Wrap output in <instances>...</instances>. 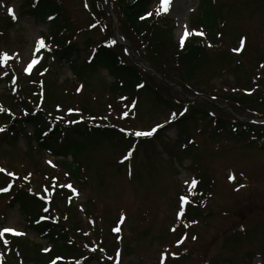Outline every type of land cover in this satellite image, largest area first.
I'll return each instance as SVG.
<instances>
[{"label":"rangeland","instance_id":"rangeland-1","mask_svg":"<svg viewBox=\"0 0 264 264\" xmlns=\"http://www.w3.org/2000/svg\"><path fill=\"white\" fill-rule=\"evenodd\" d=\"M51 1L61 13L64 12L69 24V27L65 26L67 31L58 34L59 45L53 41L57 32L53 24L56 16L51 13L31 14V10L37 8L32 6L39 0H3L0 5V53H7L10 57L0 63V109H3L0 112L7 111L9 92L15 93L22 88L21 93L26 97L24 100L29 101L30 109L43 107L46 115L76 125L79 129L89 121L87 114L96 115L99 111L108 112L105 117L126 133L135 135L138 131L147 132L153 128L156 131L149 142L139 143L132 153L124 142L99 138L92 143L87 140L88 137L76 135L71 139L76 144L75 150L51 143L45 150L37 147L30 124H23L17 133L8 132L9 120L0 119V129H3V132L0 131V168L5 170L0 172V188L7 180L1 175L14 177L17 174L15 178L19 177L14 179L16 184L29 185L32 194L46 198L48 191L40 187V183L46 182L45 174L32 172L30 177L27 176L32 170L36 172L34 167L52 172L60 188L71 192L65 187L68 182L76 190L75 194L70 193L72 222L81 229L69 234L73 235L80 250L86 248L83 238L91 241L93 249H99L100 232L109 231V223L118 217L117 221H121L119 233L123 237L115 246L120 247L125 238L123 244L128 248L125 254H116L120 256L117 264H264V141L246 146L243 137L217 134L212 131L215 127L204 121L187 122L181 133L179 124L172 119L182 98L187 96L191 99L194 92L200 94V89L206 88L210 94L216 90L243 94L234 74L217 72L219 57L212 56L216 49L227 48L229 52L232 49L230 53L235 55L232 62L246 53L253 55V63L261 62L260 70L263 71L264 0H170L167 12L157 16L161 19L160 24L170 28L167 30H170L173 41L180 42L185 29L191 33L190 27L206 33L204 38L197 36L205 44L206 52L212 54L209 74L200 80V86L190 84V94L172 79V75L168 79L132 50L129 42L117 31L114 6L109 0L101 1L104 7L110 9L107 22L111 37L118 47L126 49V58L131 60L128 65L132 64L136 70L154 77L152 86L158 88L166 103H172L168 109L157 103L146 89H136V83L135 88L133 85L134 101L119 100L117 103L128 91L124 87L117 90L118 83L111 71L98 66L90 58L104 38L101 32L105 21L101 19L99 25L94 26L92 21L97 20L91 15L86 0ZM160 3L161 0H153L149 11L156 14ZM8 8L13 9L15 19ZM209 22L213 27L210 28ZM191 36L188 35L185 41ZM40 40H43L44 47H40ZM242 40L247 42L242 53L234 54V49L242 48ZM69 45L72 46L70 59L59 57L58 51ZM250 46H260L261 51L257 52L260 55L251 52ZM34 60L36 63L28 69ZM91 60L94 64L90 63ZM251 62L249 58H242L241 63L246 67ZM261 78L264 81L262 72ZM77 96L82 97L76 100ZM76 101L83 102L89 111L83 113ZM223 104L219 103V107ZM226 107L223 111L232 113ZM248 108L243 106L241 109L245 112L241 115L249 117L247 110L256 113L253 115L264 114V104H250ZM19 112L23 114L20 110L15 113ZM125 113L128 114L125 116ZM96 122L101 120L96 118ZM51 123H48L50 128ZM67 130L66 135H69L71 131ZM73 160L82 165L76 176L78 178L71 174ZM8 172L13 176H8ZM230 176L234 179L230 180ZM192 181L207 182L208 198L203 203L208 205V212L205 210L206 216L202 215L191 231L188 230L189 237L177 239L185 228V218H181L184 203L188 206L196 203L197 184L193 185ZM8 183L12 185L8 193L0 195V229L13 228L24 233L21 236L8 234L16 238L14 241L24 240V245L28 247L17 246L21 254L13 252L18 257L10 255L8 263L45 264L49 256L55 254L56 248L47 237L31 227L32 220L40 215L27 217L18 204H10L15 186L10 178ZM57 203V213L52 210L49 215L57 217L59 224L68 226L62 214L67 207L66 202L58 200ZM111 232L116 233L115 228ZM109 239L115 242L112 234ZM1 252L6 253L3 249ZM37 252L50 254L36 263L33 256ZM185 252L190 255L179 256ZM113 254H107L105 250L101 252L102 257L111 262ZM83 255L86 256L82 259L85 264H96L93 258L88 257L89 253ZM53 260L56 264L63 261L60 255Z\"/></svg>","mask_w":264,"mask_h":264},{"label":"trees","instance_id":"trees-1","mask_svg":"<svg viewBox=\"0 0 264 264\" xmlns=\"http://www.w3.org/2000/svg\"><path fill=\"white\" fill-rule=\"evenodd\" d=\"M101 1L102 0L85 1L86 3H89L91 15L94 19L97 20V22L92 21V23H95L94 26H96L97 24L99 25L101 19L105 21L104 28L101 32L102 37L104 38L101 40V42H99L93 54L91 55L92 60L95 64L108 68L111 71L112 75H114L115 82L118 83L117 85L115 83L117 90H121L124 87V90L128 91L124 94V96L120 95L121 98L117 100V103L119 102V100L127 101L128 103H132L134 101L135 95H133V85L134 83H136V89H146L148 91V94H152L154 96V99L157 103H162L163 107H167V109L171 108L172 103L168 101L166 103V100H164V98L158 93V88L152 86L151 81H153L154 77L151 74L142 73L136 70V68L132 64L128 65V62H130L131 60H128L126 58V53H124V50L112 43L110 25L107 22V13ZM109 1L115 9L113 12L118 22L117 31L122 35L124 39L129 42L132 50L139 53L143 61L150 63L156 69L160 70L161 73L168 79L169 76L172 75V79L179 82L186 93H192L190 84L193 83L197 87L200 86V80H204L209 74L208 70L210 69L211 62L210 56L212 55L211 53L206 52L205 45L201 39L192 38L187 41L183 47L176 43L175 40L173 41V37L169 32L170 30H167L170 28H167V26L160 24L161 19H158V15L150 12L148 9L153 0ZM54 4L55 2H52L51 0H39V2L35 6H32V8H37L36 10H31V14L36 16V13H51L56 16L53 24L54 28L57 29V32L55 33L56 36L53 37V41L59 45L61 41L57 40L58 34H60L62 31H67L68 28L66 29L65 26L67 25L69 27V24L64 12L61 13L54 6ZM147 13H152V15L147 16ZM141 17L145 18L141 19ZM208 24L210 28L213 27V24H211L210 22ZM94 26L93 29L95 28ZM238 39L240 40L241 38L238 37ZM246 43L247 42L245 41L242 46V50ZM250 47L251 52L254 51L255 53H257L258 51H261V49L259 48L260 46ZM71 48L72 46L70 45L61 48V50L58 51L59 57L69 60L70 55L72 54ZM242 50L234 54L239 55L242 53ZM230 52L227 50V48H218L212 56L219 57L218 59L220 61V64L217 72L221 73L223 71H226L232 75L234 74L235 79L237 80V83L239 84L243 94L230 91L218 92L217 90L213 94H210L208 92V89L206 88H203V90L200 89V94H205L208 97L213 98L214 101L218 100L220 102H227L239 113L245 112V110L241 109L243 106H246L247 109H249L248 107H250V104L262 106V104H264V81H262L261 72L264 74V69L263 71L260 70L261 62L257 64L253 63L255 62V59L253 58L254 56H250V54L248 53H246L244 57L237 56L240 59L238 61L235 60L236 62H232L235 55L231 54ZM258 53L257 55L259 56L260 54ZM242 58H244L245 60L249 58L250 62L252 61L251 64L248 63L247 65L249 66L245 67L243 63H241ZM92 60L90 61V63L94 64ZM21 89L22 88H18V91L15 90V93L9 92L6 101V112H11V114L0 112V119L4 120L5 122H8L9 120L6 128V131L8 132L17 133V129L22 127L23 124H30L31 127H33L32 131L33 134H35L37 147L44 148L45 150L48 149V143L56 144L59 146L62 145L65 149L75 150L76 144L71 139L73 138V135H76L80 137L83 136L84 138L88 137L87 140L93 141L92 143H96L99 138H104L107 140L111 139L120 143L124 142L128 144L126 145L128 147L127 150L132 153L136 150V147H138L139 143L149 142L151 140L150 138L154 135L153 134L150 137H138L131 133H126L120 127L116 126V123H114V121L105 117L107 116L108 112L102 113L99 111L96 115L87 114L86 118H89V121L84 122L85 126L79 129V127L76 125H70L69 123L66 124L61 120L53 119L50 115H46V112L42 110L44 109L43 107H39L38 109H30L29 101L24 100L26 97H24V95L21 93ZM193 94L196 93L194 92ZM80 97L82 96H77L75 99L80 100ZM77 104L80 106L78 107L81 108L83 113L89 111V109L83 102ZM176 106L179 107V109L178 111L176 110L175 116L172 119L175 123L179 124V131L181 133H183L182 127L187 122L194 123L197 121H204L206 124L210 123L213 128L215 127V130L212 131L217 134L221 135L222 133H224L227 134V136L232 134V136H236V138L243 137L245 139V141L243 142L246 146H251V144L253 143L258 144L264 141V124H258L255 122L242 124V122L240 123L235 120L227 111H223L222 109L219 110V108L202 98H198L194 101H187L186 99L182 98L181 104H177ZM45 108L48 109L49 107L45 106ZM17 110H20L23 114H20V112L16 114L15 112ZM251 110H253V108ZM248 111L249 110H247L246 112ZM96 118L101 120V122H96ZM46 120L48 121L47 123ZM50 122H52L51 128L50 125H48V123ZM67 128L70 129L69 131H71V133L69 134L70 136L66 135V132L68 131ZM118 132L122 133V135H119ZM157 135L158 133L155 134V136ZM245 136L247 138H245ZM123 137L126 139V141H124ZM1 139H3V136L1 137ZM73 161L74 167L71 174L73 177H76L79 174L78 170L82 168V165L76 163L75 160ZM34 170H36V172L32 170L27 176L30 177L32 172L42 174L43 176L45 174L47 178L45 179L46 182L40 183V187L44 191H48L47 197L41 198L35 194H32L29 185H18L16 184L17 181L12 180L14 182L13 187H15L14 194L12 195L11 199H9V202H11V205L12 203L18 204L21 211L27 217H36L40 215L38 219L36 218L37 220H32L33 225H31V227L37 233L47 237L52 242V245L56 248V251H54L55 254L49 256V258L44 263L50 264V262L55 258L56 255H60L63 260L61 264H85V260L82 259H84L85 255L83 254L86 252L89 253V258H93L96 261V264H116L115 260L118 256L116 254H125L124 252H126L128 248L127 245L123 244L125 238L124 240H122L120 247L115 246V243L119 244V242L121 241H119V237H123L122 234L111 232L113 228L119 229L121 221H117L118 217L117 219H115V221H111L109 223L110 225L113 223L111 226L109 225L108 229L111 233H109V231L100 232L101 238L98 243L99 249H93V245L90 244L91 241H89L88 238H83V241L86 243V248H81L80 250L79 246L77 247V243L75 242V238L73 237V235L69 234L71 231L79 232L81 230L75 222H72L73 218H71L70 213L73 212V210L71 209V207H69L71 194L67 192L66 189L60 188L58 181L57 179H55L56 177L52 175V172L41 171L38 167H34ZM18 177L19 175L17 176V178ZM7 181L8 179L4 180L3 186L7 183ZM22 181L25 183V178H23ZM208 189L209 186L207 182L197 181L196 190L198 195L194 200L196 202V206H188L187 204L184 205L181 218H185V228L184 232H182L177 239L186 237L187 235L189 237L188 230L191 231L197 220H200L202 215L208 212V208L206 209L208 205L203 203L208 198L206 196L208 195ZM7 193L8 191L6 192V194ZM58 200H63V202H66L67 207L63 209L62 214L65 218V221L67 219L66 222L68 226L59 224L57 217L54 218L50 217L49 215L52 210L57 213V210L59 209V203H57ZM45 209H47V211H45ZM205 210L207 212H204ZM111 234L114 236V243L109 239V236ZM193 234L195 233H192V235ZM3 238L8 240V244L5 245L3 243V240H1L0 247L2 246L1 248H3L6 253L11 255V257H18L13 255V252L20 253L17 246L28 248L26 247V245H24L25 243L22 239L21 242L14 241L13 239L16 238L7 235H5ZM102 250H105L107 254L114 253L112 262L107 258L102 257ZM50 251L52 252V250ZM59 253L64 255H61ZM49 254L50 253L40 254L37 252L33 256V260L36 263H40L43 261V256H48ZM175 255L178 257L177 254ZM182 255L189 256L190 253L185 252L179 254L180 257H182ZM7 257L0 254V261L2 263L9 264V259Z\"/></svg>","mask_w":264,"mask_h":264},{"label":"snow or ice","instance_id":"snow-or-ice-1","mask_svg":"<svg viewBox=\"0 0 264 264\" xmlns=\"http://www.w3.org/2000/svg\"><path fill=\"white\" fill-rule=\"evenodd\" d=\"M2 3H3V0H0V5H2ZM169 3H170V0H161L160 6L156 10V15H160V14H162L164 12H167ZM8 12L12 16L13 19L16 18L15 15H14V12H13V9L12 8H8ZM151 15H152V13H147V16H151ZM144 18L145 17H141V19H144ZM190 34H192V33H190L187 29H185L184 35L180 37V45H181V47L184 46L185 38L188 35H190ZM195 34L196 35H203V33H200V32H197ZM38 43H39L40 47H44L43 40H40ZM243 43H244V41L242 40L241 41V45L242 46H243ZM241 50H242V48L241 49H234V51H237V52H239ZM9 58L10 57L8 56L7 53H0V63L6 62ZM34 63H36L35 60L28 65V69H30L33 66ZM26 71H27V69H26ZM78 91H79V89H78ZM0 111H3V109H0ZM69 111H72V110L70 109ZM127 114L128 113H125L124 115L126 116ZM157 127H159V126H157ZM0 131H3V129H0ZM155 131H156V128H153L152 130L147 131V132H139L138 131V132L135 133V135L138 136V137H150L151 135H153V133ZM4 171H5L4 169L0 168V172H4ZM7 175L8 176H13V173L8 172ZM229 179L230 180L231 179H234V177L233 176H230ZM195 183H196V181H192V184L193 185H195ZM65 187L70 188L72 190L73 194L76 193V190L74 188H72L71 185H65ZM241 187H243V185H241ZM10 188H11V184H9L7 187L0 188V192H7ZM181 200L183 201L184 198L182 197ZM45 211H47V209H45ZM5 233H11L13 236H21V235H24V233L19 232V231L13 229V228H3V229H0V239H3ZM3 243L5 245H7L8 244V240L4 239L3 240ZM43 251L47 252V251H49V249H44ZM50 264H56V261L55 260H52L50 262ZM162 264H163V262H162Z\"/></svg>","mask_w":264,"mask_h":264}]
</instances>
